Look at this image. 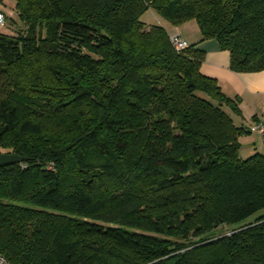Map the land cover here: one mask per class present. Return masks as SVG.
<instances>
[{
  "label": "trees",
  "instance_id": "1",
  "mask_svg": "<svg viewBox=\"0 0 264 264\" xmlns=\"http://www.w3.org/2000/svg\"><path fill=\"white\" fill-rule=\"evenodd\" d=\"M147 9L194 20L232 71L264 70V0H15L0 25V153L25 158L0 166L10 264H264V154L239 156V99Z\"/></svg>",
  "mask_w": 264,
  "mask_h": 264
},
{
  "label": "crops",
  "instance_id": "2",
  "mask_svg": "<svg viewBox=\"0 0 264 264\" xmlns=\"http://www.w3.org/2000/svg\"><path fill=\"white\" fill-rule=\"evenodd\" d=\"M14 4L15 0H0V12L4 14L5 18L11 17L15 13ZM10 9L11 11L7 13ZM161 25L166 28L167 33L177 31L189 43H195L196 47L204 50V58L200 64L201 73L215 78L226 96L239 99L237 103L239 111L232 112L229 109L235 125L247 128L256 120L264 121V70L252 73L232 71L229 67V52L221 49L214 39L200 42L201 34L198 27L197 33L194 32L190 37H186L180 26H171L164 20ZM258 141V143L250 144L254 153L264 150V142L259 136Z\"/></svg>",
  "mask_w": 264,
  "mask_h": 264
},
{
  "label": "rangeland",
  "instance_id": "3",
  "mask_svg": "<svg viewBox=\"0 0 264 264\" xmlns=\"http://www.w3.org/2000/svg\"><path fill=\"white\" fill-rule=\"evenodd\" d=\"M10 11L11 9L7 13H9ZM11 17L16 18V13H13ZM140 20L146 26L156 25L158 24V22H161V21H162L161 24H163V19L152 9L145 10L141 14ZM179 26L186 37H190L192 34H194V32L195 33L198 32L197 30L198 25L194 20L185 21L181 23ZM7 29H8V26H5V24H4V27H1V30L3 32L6 31ZM252 142H256V143L259 142L258 136L256 133L249 132V133L242 134L241 138L239 137V144H240L239 156L240 158L246 159L252 154H254V152L252 151V145H250ZM260 153L264 154V150H262ZM233 229H234L233 227H230L228 225H222L219 228H217L215 231L217 232L218 230H221L224 234H228V233H231Z\"/></svg>",
  "mask_w": 264,
  "mask_h": 264
},
{
  "label": "built area",
  "instance_id": "4",
  "mask_svg": "<svg viewBox=\"0 0 264 264\" xmlns=\"http://www.w3.org/2000/svg\"><path fill=\"white\" fill-rule=\"evenodd\" d=\"M3 23L4 17L0 12V25H3ZM168 35L169 40L175 50L180 51L190 46V43L184 37H182L179 32L171 31L170 33H168ZM246 129L249 132L256 133L261 138L262 142H264V121L256 120L255 122L249 124ZM0 264L10 263L4 258V256L0 254Z\"/></svg>",
  "mask_w": 264,
  "mask_h": 264
},
{
  "label": "water",
  "instance_id": "5",
  "mask_svg": "<svg viewBox=\"0 0 264 264\" xmlns=\"http://www.w3.org/2000/svg\"><path fill=\"white\" fill-rule=\"evenodd\" d=\"M25 158L12 153H0V166L11 163H16L24 160Z\"/></svg>",
  "mask_w": 264,
  "mask_h": 264
}]
</instances>
